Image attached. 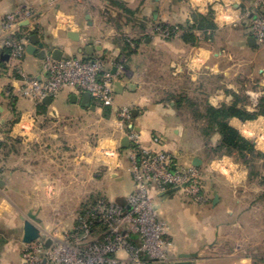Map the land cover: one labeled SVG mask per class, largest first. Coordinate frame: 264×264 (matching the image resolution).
I'll list each match as a JSON object with an SVG mask.
<instances>
[{"label":"crops","instance_id":"crops-1","mask_svg":"<svg viewBox=\"0 0 264 264\" xmlns=\"http://www.w3.org/2000/svg\"><path fill=\"white\" fill-rule=\"evenodd\" d=\"M249 4V0H0V264H21L24 220L35 223L43 234L63 232L74 226L83 198L107 192L127 199L131 194L132 146L122 147L128 136L117 118L122 107L136 111L131 128L143 148L168 151L178 165L189 167L195 158L203 165L204 158L195 146L186 148L182 118L193 114L183 110L185 102L204 98L205 104L216 108L237 102L257 119L234 117L230 125L264 153L260 113L264 43L249 46L251 20L245 15ZM24 10L32 13L29 20L13 31L2 28L8 14ZM194 12L203 16L212 12L216 29L193 31L189 39L184 33L165 38L153 30L156 25L185 28ZM69 32H76L79 39H71ZM25 34L39 36L43 47L37 52L44 51L45 58L57 49L62 58L101 59L112 72L116 69L122 87H115L109 115L93 99L85 104L84 93L71 89L44 108L11 94L19 82L3 43ZM45 58L26 51L24 72L46 80ZM122 59L125 70L117 72ZM102 121L110 135L98 141L87 138L85 134L98 133ZM107 149L116 153L106 155ZM232 171L229 166L223 176L231 185L241 182V176L231 177ZM254 181L252 208L241 199L234 200L231 208H217L228 204V196L207 190L212 208H204V221L198 220L194 208L187 232L179 225L180 231L174 233L175 226L170 225L173 251L168 263L264 264V169ZM7 192L18 199V208L5 205ZM175 194L182 196L175 192L155 198L164 202ZM25 205L22 213L20 207ZM177 211L183 217L184 209Z\"/></svg>","mask_w":264,"mask_h":264},{"label":"built area","instance_id":"built-area-1","mask_svg":"<svg viewBox=\"0 0 264 264\" xmlns=\"http://www.w3.org/2000/svg\"><path fill=\"white\" fill-rule=\"evenodd\" d=\"M245 15L250 18L251 36L264 43V0H249ZM32 13L24 10L8 14L2 21L5 31H13ZM154 32L165 38H175L184 28L156 25ZM29 34L8 37L3 47L10 50L14 64L10 67L19 86L9 92L13 95L42 103L46 97L57 98L67 89L89 92L95 105L107 109L115 102L114 74L104 60L80 58H45L46 80L27 75L22 68L29 43ZM125 60L116 65L117 72L125 70ZM118 122L126 130L132 143L131 171L135 188L125 205L96 199L76 218L75 225L61 233V237L42 233V237L23 244L21 264H148L149 261L166 263L173 251L169 240L170 225L159 213L155 201L158 194L170 189L195 203L207 202L205 180L200 167L180 166L175 157L165 150H151L140 145V136L132 127V108L122 107ZM154 141L159 143L160 139ZM116 150L107 149L106 155ZM51 245L47 246V241Z\"/></svg>","mask_w":264,"mask_h":264},{"label":"rangeland","instance_id":"rangeland-1","mask_svg":"<svg viewBox=\"0 0 264 264\" xmlns=\"http://www.w3.org/2000/svg\"><path fill=\"white\" fill-rule=\"evenodd\" d=\"M166 81L170 82L169 85H173V81L171 78H167ZM173 87V86H172ZM202 100H199L197 103L198 105V111L194 110L192 106H189L188 103L184 104V111L186 113H192L193 116H184L183 123H184V137L186 138L187 147L192 148L196 147V151L198 154H200L204 158V163L200 167L201 172L203 174L204 180H205V194L207 195V190L209 193L214 192H221L226 198L228 196V204L225 202L223 205L218 206L217 208H227V206L233 207L235 206L233 204V201L236 199H241L245 201V205H248L249 208H252V190L254 189V186L256 182L254 179L256 178L257 174L261 173L264 169V156H259L258 151L261 152L254 143L255 141L253 139H250L253 141L255 147L258 149L256 153L250 154L248 156V162H244V159L241 157V155L237 152H234L231 154L226 149L217 150L215 149L218 144V134H211V130L209 128V123L204 120V118H200L198 115H205V102ZM200 112V114L198 113ZM209 129V130H207ZM206 130V131H205ZM210 134H207V133ZM107 135H110L108 133L106 124L103 123V121L100 123V129L98 130V133L93 134H85L87 138H90L91 140H99L103 137H106ZM262 153V152H261ZM229 166L234 169L232 171L231 177L240 178L241 176V182L235 183L233 181L232 185L227 181V179L223 176L224 174H228ZM227 170V171H226ZM222 173V175H221ZM244 174L245 179H242V176ZM228 176V175H226ZM240 180V179H236ZM117 186V185H116ZM116 186L114 189H116ZM118 190V189H117ZM117 193V192H116ZM114 194H111L108 196L107 192H101V194L93 197V196H87L83 198L81 201L78 210L76 211V218L80 212H82L86 206L92 204V201H95L96 199H107L112 202L117 203L118 195L115 197ZM244 196V197H243ZM209 197V196H208ZM209 201L205 203H195L188 199L186 196H180L176 195L166 199L164 202L155 199L156 203H161L159 207V213L160 216L166 220L169 225L175 226V231L179 230V227L182 228V232L188 230L189 224H190V218L189 214L192 211H194V208H197L196 213L198 220L204 221L205 213L204 208H212L211 207V199L212 197H209ZM0 199H3L0 197ZM4 202L5 205L8 208L17 207L18 208V199L13 198L10 192H7L4 196ZM22 213H24L25 208H28L26 205L20 207ZM178 208L184 209L185 213L182 216L179 215V211H177ZM75 225V224H74ZM177 225V226H176ZM180 225V226H179ZM170 226V228H171ZM179 226V227H178ZM180 231V230H179ZM45 232V231H44ZM46 233V232H45ZM62 232L53 231L50 232L51 236H56L57 238L61 237ZM171 234H173L171 232ZM185 235V234H184ZM181 235V240L183 239V236ZM174 237V235H172ZM178 237V236H177ZM169 238V236H168ZM164 264V263H161ZM165 264H169L166 262Z\"/></svg>","mask_w":264,"mask_h":264},{"label":"trees","instance_id":"trees-1","mask_svg":"<svg viewBox=\"0 0 264 264\" xmlns=\"http://www.w3.org/2000/svg\"><path fill=\"white\" fill-rule=\"evenodd\" d=\"M164 27L174 28L168 25H163ZM184 37L189 39L193 31H199L200 33H205L208 30H215L216 26L213 21V13L211 12L208 16H203L199 13L194 12L192 14V21L188 22L184 26ZM177 107L181 106V101H176ZM189 106H192L194 110L198 108L197 103L186 101ZM39 108H44V104H38ZM205 115H198L200 118H204L205 121L209 123V128L211 134H218L219 141L215 149L221 150L226 149L231 154L237 152L244 159V162H248V156L250 154L256 153L258 149L255 147L252 140L244 137L236 128L230 125V120L232 118H239L242 121H251L257 119V115L247 112L244 108L238 107V103L234 102L230 105H223L220 108L213 107L208 103L205 106ZM110 113L109 108L105 109L104 114L108 116ZM260 113L264 115V99L260 102ZM209 130V129H207ZM206 131V130H205ZM207 134H210L209 132ZM259 156H264V153L257 152ZM127 199L124 197H118L117 203L125 205ZM148 264H161L155 261H149Z\"/></svg>","mask_w":264,"mask_h":264},{"label":"water","instance_id":"water-1","mask_svg":"<svg viewBox=\"0 0 264 264\" xmlns=\"http://www.w3.org/2000/svg\"><path fill=\"white\" fill-rule=\"evenodd\" d=\"M69 37L73 40H78L79 36L76 32H69ZM30 45L26 48V51L29 54H38V56L40 58H45V52L41 51V52H37L38 51V47H43L42 44H40V39L39 36L37 34H34L31 36L30 38ZM248 43L249 46H255L257 44V40L255 37L250 36L248 38ZM92 48L89 47L87 48V52H89ZM53 58L55 59H62V52L60 50H54L52 53ZM4 57V56H3ZM113 73L116 74V69L113 70ZM115 87L120 88L122 87V84L120 82H116ZM91 94L89 92H85L84 93V103L85 104H90L91 102ZM53 102V98L52 97H46L42 103L49 105ZM95 107H93L94 109ZM133 116L136 115V111H132ZM122 147L124 148H129L130 146H132V143L130 141V139L128 137L123 138L122 142H121ZM193 165L196 167H200L202 165V160L200 158H195L193 161ZM1 183V182H0ZM177 190L176 189H170L167 193L171 194V193H175ZM219 200V197L216 196L214 199V204H216ZM42 237V231L41 229L32 221L30 220H24V224H23V235H22V241L24 244L26 243H30L32 241H35L39 238ZM51 245V240L47 241V246L49 247Z\"/></svg>","mask_w":264,"mask_h":264}]
</instances>
